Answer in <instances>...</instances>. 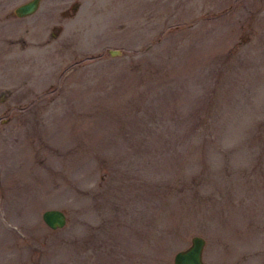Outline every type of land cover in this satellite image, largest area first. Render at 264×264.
Instances as JSON below:
<instances>
[{
	"label": "rangeland",
	"instance_id": "rangeland-1",
	"mask_svg": "<svg viewBox=\"0 0 264 264\" xmlns=\"http://www.w3.org/2000/svg\"><path fill=\"white\" fill-rule=\"evenodd\" d=\"M260 116L264 0L0 13V264H264Z\"/></svg>",
	"mask_w": 264,
	"mask_h": 264
},
{
	"label": "water",
	"instance_id": "water-1",
	"mask_svg": "<svg viewBox=\"0 0 264 264\" xmlns=\"http://www.w3.org/2000/svg\"><path fill=\"white\" fill-rule=\"evenodd\" d=\"M38 0H29L28 2L18 6L14 11L17 16H24L34 11ZM119 51L110 50L109 53L116 54ZM40 218L42 222L50 229H59L64 227L66 223L65 213L57 208L45 209L41 212ZM204 245V239L198 235L190 237L189 244L184 249L178 250L172 257L173 264H203L201 255Z\"/></svg>",
	"mask_w": 264,
	"mask_h": 264
},
{
	"label": "flooded vegetation",
	"instance_id": "flooded-vegetation-1",
	"mask_svg": "<svg viewBox=\"0 0 264 264\" xmlns=\"http://www.w3.org/2000/svg\"><path fill=\"white\" fill-rule=\"evenodd\" d=\"M28 1H29V0H24L23 2H20V3L15 4V5H14L13 7H11V8L8 7V5H7L6 2H2V3H0V5H1V6H0V13H1V16H5V18L8 17L9 19H13V20H19V19H25L26 17L35 14L36 11H38V9H39V7H40V3L42 2V0H38V3H37L36 8H35L34 11L31 12L30 14H27V15H24V16H17V14L15 13L14 10H15L18 6L24 4V3L28 2ZM71 9L74 10V7L71 6ZM61 13H62V14H65L64 12H61ZM10 16H11V17H10Z\"/></svg>",
	"mask_w": 264,
	"mask_h": 264
},
{
	"label": "trees",
	"instance_id": "trees-1",
	"mask_svg": "<svg viewBox=\"0 0 264 264\" xmlns=\"http://www.w3.org/2000/svg\"><path fill=\"white\" fill-rule=\"evenodd\" d=\"M258 119L259 120L253 124L249 133L251 137L255 139L256 149H259V153L264 155V117L260 116Z\"/></svg>",
	"mask_w": 264,
	"mask_h": 264
}]
</instances>
